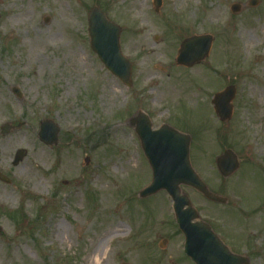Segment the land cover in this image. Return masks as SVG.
<instances>
[{"label":"rangeland","instance_id":"1","mask_svg":"<svg viewBox=\"0 0 264 264\" xmlns=\"http://www.w3.org/2000/svg\"><path fill=\"white\" fill-rule=\"evenodd\" d=\"M249 1L163 0L157 12L153 0H0V173L10 180L0 181V264H194L169 195L139 197L152 182L129 124L139 109L154 128L192 135L193 168L228 203L187 186L182 194L231 252L264 264V0L256 8ZM235 4L240 14L231 13ZM94 7L122 29L132 88L91 49ZM216 8L223 14L214 18ZM206 34L209 56L177 66L183 41ZM231 85L234 116L221 123L211 101ZM47 120L60 128L53 147L38 137ZM6 125L13 129L3 134ZM20 149L26 155L13 165ZM227 149L241 167L224 179L216 158ZM111 224L124 231L105 236Z\"/></svg>","mask_w":264,"mask_h":264},{"label":"water","instance_id":"2","mask_svg":"<svg viewBox=\"0 0 264 264\" xmlns=\"http://www.w3.org/2000/svg\"><path fill=\"white\" fill-rule=\"evenodd\" d=\"M260 0H250V7H257ZM157 10L162 6V0H154ZM234 14L242 11V6L235 4L231 7ZM89 37L91 48L98 55L114 76L125 85L131 86L132 65L123 57L120 49L121 28L109 21L103 11L94 8L89 14ZM213 38L209 35L187 39L179 51L178 65L193 67L199 64L209 54ZM16 95L21 96L18 89ZM236 88L227 87L215 95L213 106L219 120L229 122L233 117V101L236 97ZM140 125L137 133L142 140L145 154L153 169V182L143 190L140 197L145 199L165 190L174 202V212L177 224L185 235V253L195 264H249V261L232 254L221 242L211 227L200 221L199 214L191 205L186 195H181L180 186H190L196 189L207 199L226 203V200L211 193L207 186L196 174L190 163L191 138L170 127H163L160 131L152 132L147 116L140 114ZM10 127L3 129V134L10 131ZM59 128L51 121L42 123L39 137L45 144L52 146L58 142ZM24 150L18 151L14 165H18L25 157ZM89 163V160L86 161ZM217 168L224 178L232 176L240 167L237 155L227 150L217 158ZM0 180L9 183V180L0 174ZM3 229L0 227V233Z\"/></svg>","mask_w":264,"mask_h":264},{"label":"bare ground","instance_id":"3","mask_svg":"<svg viewBox=\"0 0 264 264\" xmlns=\"http://www.w3.org/2000/svg\"><path fill=\"white\" fill-rule=\"evenodd\" d=\"M134 6L136 7V8H141L142 7V4H140L138 1H136L135 3H134ZM222 11L219 9V8H216V9H214V11H212V16L215 18V17H220V16H222ZM146 41L145 40V38L143 37V36H141V37H139V39L138 40H136V42L137 43H141V41ZM136 42H133V45H136ZM146 46H149V40H148V42H147V45ZM150 56H154V52H153V50H150ZM72 55V58H73V61L75 60V58L77 57V56H79V53L77 52V53H72L71 54ZM79 67H80V64H79ZM2 103L0 102V105H1ZM18 144V141L17 140H13V141H8L7 143H6V145H5V151L6 152H9L12 148H14L16 145ZM131 162L132 161H126L125 162V165L126 166H130L131 165ZM27 171V170H26ZM26 174H29V173H26ZM60 229H62V230H64L65 228L64 227H61ZM124 231V228L122 227V226H117V227H114V224H111L109 227H108V232L107 233H105V236H110V235H112V234H118V233H122ZM97 250H99V248L97 249ZM95 251L94 252V254L95 253H98V251ZM91 255H92V253H91ZM99 262V260H96L93 264H97Z\"/></svg>","mask_w":264,"mask_h":264},{"label":"flooded vegetation","instance_id":"4","mask_svg":"<svg viewBox=\"0 0 264 264\" xmlns=\"http://www.w3.org/2000/svg\"><path fill=\"white\" fill-rule=\"evenodd\" d=\"M132 119H133V117H132ZM132 119H131V121H130V124H131V127H134L135 124H132V121H133ZM136 126H137V125H136Z\"/></svg>","mask_w":264,"mask_h":264}]
</instances>
